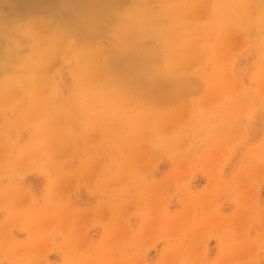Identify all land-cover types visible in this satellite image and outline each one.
Instances as JSON below:
<instances>
[{
    "label": "rangeland",
    "instance_id": "obj_1",
    "mask_svg": "<svg viewBox=\"0 0 264 264\" xmlns=\"http://www.w3.org/2000/svg\"><path fill=\"white\" fill-rule=\"evenodd\" d=\"M8 3L0 264H264V0Z\"/></svg>",
    "mask_w": 264,
    "mask_h": 264
},
{
    "label": "bare ground",
    "instance_id": "obj_2",
    "mask_svg": "<svg viewBox=\"0 0 264 264\" xmlns=\"http://www.w3.org/2000/svg\"><path fill=\"white\" fill-rule=\"evenodd\" d=\"M8 1H10V0H1L0 1L1 8L6 7L9 13L15 12L17 10V5L14 3H8ZM43 4H45V3H43ZM85 6H86V4H85ZM1 17H2V13L0 14V19H2ZM21 18H22V14L18 13L17 15L12 17V21L13 22H19V20H21ZM11 33H13V31Z\"/></svg>",
    "mask_w": 264,
    "mask_h": 264
}]
</instances>
